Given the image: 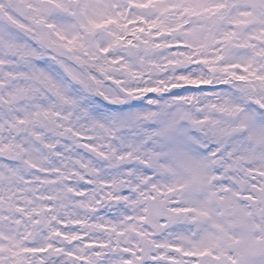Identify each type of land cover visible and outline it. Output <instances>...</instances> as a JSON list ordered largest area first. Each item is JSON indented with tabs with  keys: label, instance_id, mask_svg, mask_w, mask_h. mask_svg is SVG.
<instances>
[{
	"label": "snow or ice",
	"instance_id": "obj_1",
	"mask_svg": "<svg viewBox=\"0 0 264 264\" xmlns=\"http://www.w3.org/2000/svg\"><path fill=\"white\" fill-rule=\"evenodd\" d=\"M0 264H264V0H0Z\"/></svg>",
	"mask_w": 264,
	"mask_h": 264
}]
</instances>
